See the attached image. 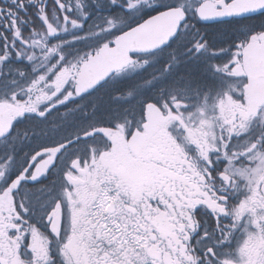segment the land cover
<instances>
[{"label": "snow or ice", "instance_id": "1", "mask_svg": "<svg viewBox=\"0 0 264 264\" xmlns=\"http://www.w3.org/2000/svg\"><path fill=\"white\" fill-rule=\"evenodd\" d=\"M0 264H264V0H0Z\"/></svg>", "mask_w": 264, "mask_h": 264}]
</instances>
